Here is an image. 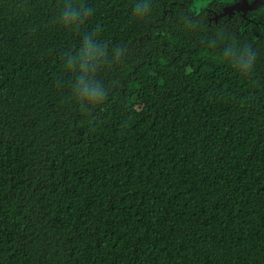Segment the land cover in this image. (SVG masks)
<instances>
[{"label":"trees","instance_id":"trees-1","mask_svg":"<svg viewBox=\"0 0 264 264\" xmlns=\"http://www.w3.org/2000/svg\"><path fill=\"white\" fill-rule=\"evenodd\" d=\"M62 3L0 0V264H264V70L187 35L131 49L127 0L70 32ZM98 25L122 56L83 111L61 57Z\"/></svg>","mask_w":264,"mask_h":264},{"label":"flooded vegetation","instance_id":"flooded-vegetation-1","mask_svg":"<svg viewBox=\"0 0 264 264\" xmlns=\"http://www.w3.org/2000/svg\"><path fill=\"white\" fill-rule=\"evenodd\" d=\"M127 2L134 9L137 0ZM134 16L140 42L131 49H164V37L172 34L187 35L197 47L250 44L256 52L252 77L264 70V0H151L147 15Z\"/></svg>","mask_w":264,"mask_h":264},{"label":"clouds","instance_id":"clouds-1","mask_svg":"<svg viewBox=\"0 0 264 264\" xmlns=\"http://www.w3.org/2000/svg\"><path fill=\"white\" fill-rule=\"evenodd\" d=\"M150 11L151 0H137L134 5V14L137 17H143ZM93 14V8L85 5L83 0H63L59 14L53 22L70 32H79ZM121 56L120 46L109 50L102 43L99 25L96 30L86 32L79 48L61 57L64 71L72 74L65 100L79 105L83 111H90L102 103L107 96V90L97 80V73L105 65L119 61ZM224 56L231 58L233 66L241 74L247 75L253 71L256 52L250 44L243 47L230 45L225 49Z\"/></svg>","mask_w":264,"mask_h":264},{"label":"rangeland","instance_id":"rangeland-1","mask_svg":"<svg viewBox=\"0 0 264 264\" xmlns=\"http://www.w3.org/2000/svg\"><path fill=\"white\" fill-rule=\"evenodd\" d=\"M6 211L8 214H12L13 212V206L10 203H7L6 205Z\"/></svg>","mask_w":264,"mask_h":264}]
</instances>
